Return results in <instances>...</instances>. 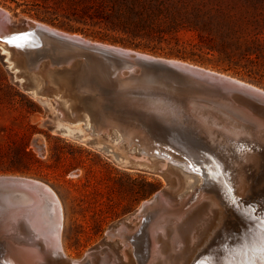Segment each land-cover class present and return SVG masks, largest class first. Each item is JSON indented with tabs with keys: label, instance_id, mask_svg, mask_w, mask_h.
<instances>
[{
	"label": "water",
	"instance_id": "1",
	"mask_svg": "<svg viewBox=\"0 0 264 264\" xmlns=\"http://www.w3.org/2000/svg\"><path fill=\"white\" fill-rule=\"evenodd\" d=\"M0 58L13 83L44 106L43 122L50 132L103 153L119 167L167 181L106 237H115L123 250L134 254L135 237L148 215L165 208L160 205L170 195L175 171L201 176L212 168L202 184L220 189L225 184L240 202L231 205L235 212L227 236L235 249L251 246L254 252L249 251L264 264V178L258 193L252 189L237 195L222 176L223 169L232 173L226 162L234 153L242 161L244 156L256 158L259 167L249 165L247 171L264 173L263 89L184 60L95 41L34 19L14 20L1 6ZM36 144L41 148L39 139ZM42 206L54 221L63 222L60 200L46 183L0 175V264H21L15 256L20 248L37 247L40 234L28 243L17 235ZM243 209V221L252 217L247 229L239 221L242 214L237 215ZM123 231L128 238L120 236Z\"/></svg>",
	"mask_w": 264,
	"mask_h": 264
},
{
	"label": "rangeland",
	"instance_id": "2",
	"mask_svg": "<svg viewBox=\"0 0 264 264\" xmlns=\"http://www.w3.org/2000/svg\"><path fill=\"white\" fill-rule=\"evenodd\" d=\"M201 1L193 0L190 4L197 5ZM209 1L211 6L203 10L216 13L215 28L224 31L231 27L233 52L230 59L217 51L208 52L192 29L183 28L179 32L180 41L168 35L166 40L157 42L147 37H131L112 26L117 14L124 15L130 11L131 0H0V6L9 11L14 20L34 19L95 41L184 60L264 89V0ZM137 9L141 10L139 6ZM165 10L167 16L163 13L154 17V23L160 29L168 27L172 13L192 17L194 11L184 7H179L177 12L171 7ZM225 12L230 13L232 18L228 26L222 18ZM117 17L115 21H118ZM145 43L148 46H143ZM178 50L182 55H177ZM44 114V106L13 83L0 58V175L33 178L46 183L56 193L63 210L61 261L73 264L75 260L89 258L95 254L93 252L102 255L112 252L113 259L125 260L123 246L115 237H106L107 231L164 188L167 181L158 175L119 167L103 153L50 132L44 125ZM38 139L41 148L36 144ZM23 149L30 155H26ZM228 161L232 170L244 163L240 161L235 166L233 161ZM175 173L168 189L170 196H167L168 199L165 197L166 202L172 198V204L177 203L184 190L191 188L195 182L191 174L185 175L179 170ZM247 173L250 175L251 172ZM253 174L258 175L256 172ZM253 178L249 177L248 181ZM260 185L261 181L255 183L254 192H259L257 188ZM193 192L189 191L186 196ZM203 201L189 209L198 208ZM225 212L227 209L224 210L226 219ZM229 226L228 221L226 225H214L216 230L207 233L200 250L196 252L198 258L207 257L210 262L223 264L220 258L226 255V251L237 247L227 236L225 227Z\"/></svg>",
	"mask_w": 264,
	"mask_h": 264
},
{
	"label": "bare ground",
	"instance_id": "3",
	"mask_svg": "<svg viewBox=\"0 0 264 264\" xmlns=\"http://www.w3.org/2000/svg\"><path fill=\"white\" fill-rule=\"evenodd\" d=\"M5 11L11 17L9 11L6 9ZM261 123L258 124V126H263V123ZM242 158L245 161L244 163L240 160L241 156L234 153L231 159L233 164L240 163L241 161L243 165L240 164L241 166H238L233 170L231 169L232 173L229 174L230 176L228 173L224 174L226 171L223 169L222 175L226 183L232 188L234 187L237 195L249 193L255 187V183H259L264 178V173H258L257 176L253 173H250V175L247 173L249 165L255 168L259 167V160L256 158L247 160L245 156ZM233 159L238 162H235ZM247 161H249V163ZM211 171L213 172L212 168H207V173H204V175L199 176L191 174V176L195 178L193 186H198L197 188L192 186L194 189L191 187L184 190L183 194H181L182 197L177 203L174 202L175 204L170 203L173 200L172 198L171 201L169 199L170 202H166L165 198L160 205L161 207L165 206V208H157V210L148 215V220L144 226L145 228L135 237L137 242L134 254L122 250V256L125 260L122 258H120V260L118 258L117 260L114 256L115 260L111 256L113 255L112 252L111 254L106 253L103 255L99 252L98 254L95 253L94 255H91L84 261L81 260L79 264H218L216 261L210 262L206 260L207 257L204 259L202 257L198 258L196 252L200 250L201 245L205 241V237H207V233L211 230L212 232L216 230L213 228L215 224L217 225L218 223L219 226L224 223V225H226L227 221H229L230 218H233L234 215L232 214L235 211L232 210L231 205H239L240 202H235L236 200H234L232 193L226 188L225 184L220 186L221 189L210 187L208 183L206 185L202 184L203 179L210 178ZM249 177L254 178L253 180L248 181ZM178 182L180 183V181ZM189 191L194 192L190 196H186L189 194ZM168 198L169 197H167V199ZM202 199L204 201L201 204H198V208H195L194 210L189 209ZM222 205L225 208L227 205L230 207V209L227 207V213L225 212L226 219L224 214V210L226 211V209L223 208ZM46 211H48L46 206L37 208L35 214H31V221L29 220L27 224H22L18 230L19 234L17 236H21L22 239H19L23 240V243H28V239L34 238V234H40L39 238H41L37 247L34 249L26 250L20 248L21 250H19V254H14L17 257V260H20L21 264H38L39 262H33L32 253H35V258L38 261H41L39 264H71L67 261L63 262L60 260V258H62L60 257V253L62 252V223L59 224L58 221H54L53 219L55 216H52V212ZM243 212L244 209L240 210L237 215L239 216V214H242ZM184 214L186 215L184 216ZM240 218L241 220L239 221L243 222L244 227L247 229V222H249L252 217L248 216L246 217L248 221L246 219L243 221L242 219L244 217L242 214ZM123 227L125 228L126 226ZM135 229H137V227ZM255 235L260 234L256 233ZM120 236L128 238L129 234L126 235L125 231H123L120 233ZM250 247L251 246L246 248L245 246H242L237 249L226 251V255L223 257L224 259L220 258V260H223V264H253L254 262H257V264H263V258L260 257V255L258 256L257 254L254 255V253H251L250 251L254 252V250L250 249ZM9 251L3 253V255L7 256ZM1 257L0 253V258Z\"/></svg>",
	"mask_w": 264,
	"mask_h": 264
},
{
	"label": "trees",
	"instance_id": "4",
	"mask_svg": "<svg viewBox=\"0 0 264 264\" xmlns=\"http://www.w3.org/2000/svg\"><path fill=\"white\" fill-rule=\"evenodd\" d=\"M192 1L193 0H131L130 11L124 15L118 16L117 14L115 18L118 16V21H115L114 18L112 26L122 29L131 37H147L150 41L157 42L166 40L168 35L180 41L179 32L183 28L192 29L195 31V35L201 45L206 48L208 52L217 51L230 59L233 52L230 42L231 27H228L224 31H219L218 28H215L214 24L218 18L216 17V13L203 10L204 7L211 6L212 3L209 0H202L197 5L190 4ZM138 6L141 10L137 9ZM169 7L175 9V12L179 10V7L191 8L194 11L192 12V17H181L177 13H172L170 20L167 22L168 27L160 29L157 27V24L154 23V17L163 13L167 16L165 8L168 9ZM201 11L207 13L204 14ZM222 18L227 21H224L226 26L232 22L230 13H223ZM259 32L260 30H258L257 33L259 34ZM143 46H148V44L145 43ZM180 52L181 51L178 50L177 55H182ZM184 56L185 55L182 57ZM22 151L26 155H30L25 149ZM31 158H33V156ZM20 170L22 171V169Z\"/></svg>",
	"mask_w": 264,
	"mask_h": 264
},
{
	"label": "snow or ice",
	"instance_id": "5",
	"mask_svg": "<svg viewBox=\"0 0 264 264\" xmlns=\"http://www.w3.org/2000/svg\"><path fill=\"white\" fill-rule=\"evenodd\" d=\"M9 43H11V41H8ZM17 46H19V45H17Z\"/></svg>",
	"mask_w": 264,
	"mask_h": 264
}]
</instances>
